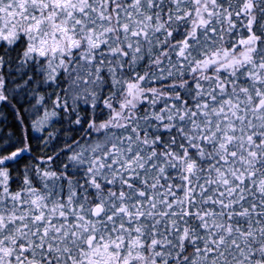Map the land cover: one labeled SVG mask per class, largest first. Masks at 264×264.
<instances>
[{
	"label": "snow or ice",
	"instance_id": "1",
	"mask_svg": "<svg viewBox=\"0 0 264 264\" xmlns=\"http://www.w3.org/2000/svg\"><path fill=\"white\" fill-rule=\"evenodd\" d=\"M0 264H264V0H0Z\"/></svg>",
	"mask_w": 264,
	"mask_h": 264
}]
</instances>
